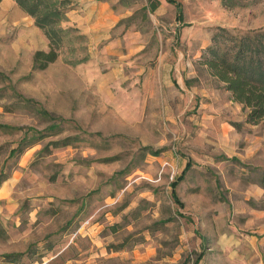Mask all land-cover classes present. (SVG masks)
<instances>
[{"label": "rangeland", "instance_id": "374dc122", "mask_svg": "<svg viewBox=\"0 0 264 264\" xmlns=\"http://www.w3.org/2000/svg\"><path fill=\"white\" fill-rule=\"evenodd\" d=\"M234 3L72 0L39 70L44 30L0 0V124L52 123L17 95L64 120L18 157L22 131L0 129V264H264V121L199 64L219 28H264V0Z\"/></svg>", "mask_w": 264, "mask_h": 264}, {"label": "trees", "instance_id": "16d2710c", "mask_svg": "<svg viewBox=\"0 0 264 264\" xmlns=\"http://www.w3.org/2000/svg\"><path fill=\"white\" fill-rule=\"evenodd\" d=\"M16 2L23 11L35 19V24L44 30L49 39V50H37L33 56V67L39 70L46 69L58 59L66 42L70 40L69 35L75 30L73 27L64 28L61 25L68 19L67 12L71 8L69 4L72 0H16ZM224 4L235 5L234 0H224ZM157 6V2H151V10H155ZM85 59L86 57L71 62L76 64ZM199 64L214 79L223 83L224 88L231 92L234 101L248 109L247 122L264 121V28L246 33H234L226 28H219L213 36V44L204 50ZM3 77L4 75L0 74V80H4ZM17 96L21 98L18 104L24 103V107L35 109L43 119L52 123L42 130L0 124V129L4 132L21 130L23 133L17 146L11 150V157H18L44 139L59 134L64 123L62 118L38 107L34 100L26 99L22 95ZM5 108L9 112L14 111L10 105H5ZM84 140L85 137L82 135H69L49 141L41 151L50 152L53 148L70 146ZM8 177L4 170L0 171V186ZM262 184L264 185V180ZM5 235L6 229L0 222V237ZM3 256L7 262L13 263L21 255L9 253Z\"/></svg>", "mask_w": 264, "mask_h": 264}]
</instances>
